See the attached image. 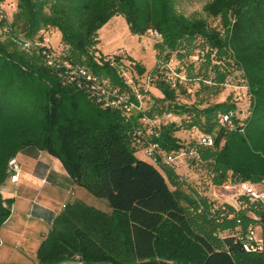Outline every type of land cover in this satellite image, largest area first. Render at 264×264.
<instances>
[{
    "label": "trees",
    "instance_id": "obj_1",
    "mask_svg": "<svg viewBox=\"0 0 264 264\" xmlns=\"http://www.w3.org/2000/svg\"><path fill=\"white\" fill-rule=\"evenodd\" d=\"M3 3L6 18L0 27L7 32L0 30V230L14 203L2 193L10 180L8 162L35 148L59 159L77 185L106 200L112 210L105 213L80 200L70 204L38 247V263L264 264V253H245L232 236L214 237L216 230L234 228L236 221L217 225L207 214L208 199H191L186 205L171 187L176 172L164 174L152 161L139 159L136 153L142 148L134 145L132 135L145 116L159 118V137L150 136L148 142L179 154L194 143H182L177 133L190 135L195 128L215 142L200 147L198 136L191 138L201 157L193 160L196 166L205 164L213 185L264 179V0H214L206 8L211 21L187 18L178 11L177 0H18L12 20ZM116 16L124 17L135 35L161 36L156 38L154 71L147 73L130 56L114 53L111 59L99 50L100 30ZM52 30L61 35L57 45L49 36ZM27 42L31 47L23 50ZM200 47L199 60L191 61L190 49ZM173 56L186 73L195 67L203 71L201 84L229 81L235 96L215 104L185 103L179 98L187 90L178 82L172 87L166 74L154 82L162 98L145 92L142 78H155ZM73 69H84L112 90H140L145 105L148 99L153 106H145L128 123L118 110L95 104L87 89L93 82L77 73L72 79ZM241 89L250 100L244 119L238 111ZM230 112L233 125H221L219 115ZM165 113L173 119L167 120ZM199 203L202 214L191 211Z\"/></svg>",
    "mask_w": 264,
    "mask_h": 264
},
{
    "label": "built area",
    "instance_id": "obj_2",
    "mask_svg": "<svg viewBox=\"0 0 264 264\" xmlns=\"http://www.w3.org/2000/svg\"><path fill=\"white\" fill-rule=\"evenodd\" d=\"M0 8L1 5H0ZM6 16L0 9V22L4 20ZM1 32H7V27H0ZM157 39L161 36L155 33ZM46 44L49 43V39L45 40ZM31 44L29 42L23 44V50H29ZM111 59L114 55L109 56ZM48 63L53 65V59L48 57ZM67 66L68 63L64 62ZM130 67V66H129ZM159 74L154 78L150 74H146L142 80V86L145 92L153 91L154 82L165 75L169 78L172 87L176 88V83L184 85L187 81V73L185 67L178 66L177 59L171 57L169 63H162ZM131 68V67H130ZM178 69L180 70L178 72ZM85 77L86 80L93 82L87 85L89 97L93 102L100 107L106 109L118 110L125 119L126 122L132 121V116L135 113L145 112L144 94L140 90H135L134 94L129 92L120 91L119 89L112 90L105 84H99L96 78H93L84 69H73L69 74L73 78L75 74ZM123 74L129 79L127 70L123 71ZM131 80V79H130ZM228 81L226 86H229ZM80 88L82 85L79 86ZM230 114H220L219 122L221 125L231 127L232 116ZM167 120H172L173 115L171 113H165ZM159 118L146 117L140 120V125L132 129L133 143L138 148H142L145 151V155L155 165L160 167L164 165L166 167H175V161L180 157L191 156L197 161L200 160L197 146H192L189 152L181 151L179 154H169L161 149V146L148 142V138L159 137ZM197 137V144L200 147H213V138L207 134H199L198 129L192 131ZM8 170L10 173V180L13 184H17L20 181L22 173L21 164H19L18 158H12L8 162ZM208 213L210 219H212L217 225L234 222L236 225L234 228L218 229L214 232V237L217 239H223L227 236H232L234 241L240 243L243 251L247 254L263 255L264 253V238H263V223H264V179L260 182H239L232 185L223 186L219 194L215 198H210L208 201ZM199 213H202L204 207L200 205ZM247 222V224H245Z\"/></svg>",
    "mask_w": 264,
    "mask_h": 264
},
{
    "label": "crops",
    "instance_id": "obj_3",
    "mask_svg": "<svg viewBox=\"0 0 264 264\" xmlns=\"http://www.w3.org/2000/svg\"><path fill=\"white\" fill-rule=\"evenodd\" d=\"M98 48L102 54L107 55L103 53L100 45H98ZM129 56L130 58L133 57L132 54H129ZM136 62L142 66L144 65L147 73L154 71L158 62V50L156 49L155 54L149 61L136 59ZM152 94L157 99L163 97L162 92L157 88L153 89ZM231 94L235 96L234 92ZM147 105H150L151 108L153 103H147ZM181 135H184L183 132L177 133L178 138ZM189 136L192 139L197 137L193 132ZM191 142L194 143L191 147L196 144L194 140ZM45 153L35 148H28L19 153L17 158L22 166L20 181L17 184H13L11 180L6 182V184L9 182L8 184L12 186L11 198L14 199V203L11 217L0 230V264H40L37 259L38 247L49 235L48 233L52 229L56 218L70 204L78 200L83 201L78 196V193L84 188L77 185L71 176L68 175L63 163L60 164L57 160L51 158L49 153V155H45ZM136 155L139 159L151 162L146 157L143 149L138 151ZM179 159H185L184 162L188 160L185 157H180ZM190 166L191 164L189 163V170L191 169ZM157 169L166 174V166L161 165ZM173 171L176 172L182 186L186 187L185 177L177 172L176 165ZM209 183L211 185L209 191L203 194L197 188L196 197L199 196L198 198L202 200L208 199V201L210 198H215L212 194V188L214 187L218 190L222 186L216 187L213 185L211 178ZM190 191L192 192L193 190ZM89 206H93L105 213L112 211L111 208H107L105 203L102 204V207L92 204Z\"/></svg>",
    "mask_w": 264,
    "mask_h": 264
},
{
    "label": "rangeland",
    "instance_id": "obj_4",
    "mask_svg": "<svg viewBox=\"0 0 264 264\" xmlns=\"http://www.w3.org/2000/svg\"><path fill=\"white\" fill-rule=\"evenodd\" d=\"M213 2L214 0H177V9L181 14L189 19H202L211 21L213 19L207 12L206 8ZM17 3L18 0H4L3 9L10 20H12L13 13L17 11ZM214 26L216 25L214 24ZM49 36L52 39L54 45L59 44V42L61 41V35H59L56 30H52L49 33ZM99 36L101 39L100 48H102L103 53L107 55L122 53L124 56H126V58H128L129 54H132L133 57L131 58V60L133 61H136V59L149 61L156 52V43L158 42L156 36L153 33H148L145 36H138L133 34L130 30L129 23L122 16H116L111 19L100 30ZM200 49L202 50L201 47L199 49H190L188 58H191L190 60L193 62H197L200 56ZM172 58L175 59L174 56ZM187 73V81L183 85L184 89H186L187 92L186 94H183L181 98H179L180 101L181 99H183L185 103L186 101H190L194 104L203 100L208 101L211 104H215L216 102L226 101L229 94L233 93L232 90H230L231 88L226 85L216 83L214 85L206 83L201 84V81L204 78V72H199L198 68L196 67L194 70H188ZM238 91V111H240V115L244 119L248 113L247 109L249 108L250 100L244 96V93H246V89H241ZM146 101V103H151L150 101H148V99H146ZM145 106L150 109V105ZM183 134L184 135L180 136V141L188 145V143L191 142L189 132H183ZM45 155L49 154L45 153ZM49 156L62 164L59 159L53 157L52 155ZM187 158L189 159L187 160V162L185 161L186 163L184 162L185 159H178L175 161L177 172L185 177L186 187L182 186L181 182L178 179L176 180L178 184L175 180H171L172 189L178 192V195L181 197L180 199H182L186 205H188V201H191V199L199 200V202L201 201V198H198L199 196L196 197L195 194H193L190 190L199 189V191L204 194L207 193L211 188V185L209 183L211 177L207 172L205 164L196 166V162L193 160V157L189 156ZM189 163L191 164L190 170ZM166 169L173 171L172 167H166ZM8 183L2 188V193L5 198H11L12 196V186ZM233 183L238 182H232L229 183V185H232ZM178 185H181V187L179 188ZM188 186L190 187V189ZM220 189L221 188L217 190L213 187V196L218 195ZM78 196L88 205L92 204L102 207V204L105 203V205L107 204V208L110 209L109 203H107L106 200L94 197L85 189H81L78 193ZM41 200L44 201L43 199ZM59 205L60 207H62L61 204ZM200 205L201 204L199 203L198 208L196 210L191 209V211L196 212L197 214H202L198 212L199 208H201Z\"/></svg>",
    "mask_w": 264,
    "mask_h": 264
}]
</instances>
